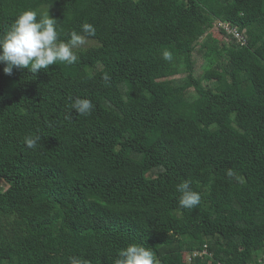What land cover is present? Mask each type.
Wrapping results in <instances>:
<instances>
[{
  "label": "trees",
  "instance_id": "16d2710c",
  "mask_svg": "<svg viewBox=\"0 0 264 264\" xmlns=\"http://www.w3.org/2000/svg\"><path fill=\"white\" fill-rule=\"evenodd\" d=\"M25 10L97 45L36 75L0 64V264H114L131 243L160 264H264V0H0V34Z\"/></svg>",
  "mask_w": 264,
  "mask_h": 264
},
{
  "label": "clouds",
  "instance_id": "9594fccd",
  "mask_svg": "<svg viewBox=\"0 0 264 264\" xmlns=\"http://www.w3.org/2000/svg\"><path fill=\"white\" fill-rule=\"evenodd\" d=\"M81 30L88 37L95 36L93 25L84 23ZM61 29L58 22L49 15V11L39 13L36 10H25L20 12L9 28L0 34V64L4 65L3 72L11 75L13 69L29 70L36 75L41 69H48L56 62H65L69 65L78 60L74 49L83 46L86 42L84 35L75 30L70 33V38L65 41L60 39ZM163 58L172 60V54L168 51L163 53ZM102 80L107 84L110 77L105 74ZM71 99V98H70ZM71 107L79 115H90L94 109L91 100L86 98H75ZM41 137L28 136L25 138L27 148H35ZM227 175H234L232 170ZM180 193L179 205L184 209H194L201 202V196L191 187V181L184 180L177 185ZM68 264H88L82 257L71 256ZM114 264H160L152 248L142 244L131 243L121 249Z\"/></svg>",
  "mask_w": 264,
  "mask_h": 264
},
{
  "label": "built area",
  "instance_id": "2783aa9c",
  "mask_svg": "<svg viewBox=\"0 0 264 264\" xmlns=\"http://www.w3.org/2000/svg\"><path fill=\"white\" fill-rule=\"evenodd\" d=\"M214 25L216 26L217 31H223L231 39L234 38V40H236L240 45H247L245 36L241 34L238 29L232 28L229 24H224L222 22H216ZM203 254L206 253L204 252ZM203 254L195 253L193 256H202Z\"/></svg>",
  "mask_w": 264,
  "mask_h": 264
},
{
  "label": "rangeland",
  "instance_id": "374dc122",
  "mask_svg": "<svg viewBox=\"0 0 264 264\" xmlns=\"http://www.w3.org/2000/svg\"><path fill=\"white\" fill-rule=\"evenodd\" d=\"M211 32L214 34V36H217L218 31H217L215 25H213V27H212V29H211ZM95 44L97 45V43H96L95 41H90V40H87V39H86L85 44H84L83 46L77 48V49H74V51L77 53L79 50H86V49H88V48H90V47L95 46ZM202 64H203V61H202V59L199 58V60H198V67H197V74H198V75L201 74V72H202V71H201V69H202Z\"/></svg>",
  "mask_w": 264,
  "mask_h": 264
}]
</instances>
